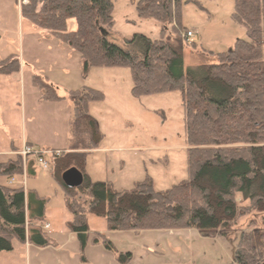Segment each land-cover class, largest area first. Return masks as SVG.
<instances>
[{
    "label": "trees",
    "instance_id": "16d2710c",
    "mask_svg": "<svg viewBox=\"0 0 264 264\" xmlns=\"http://www.w3.org/2000/svg\"><path fill=\"white\" fill-rule=\"evenodd\" d=\"M191 1L196 0H137L135 6L140 17L172 24L177 34L185 29L181 7ZM233 1L232 19L245 28L246 39H237L230 49L216 53V63L185 69L183 44L187 42L168 41L164 26L159 39L135 33L122 45L108 40L105 34L114 24L112 0H23L21 17L79 52L84 71L92 66L127 67L133 96L173 91L181 96L187 179L165 191L154 189L150 180L136 183L130 191H117L110 182L91 180L86 172L88 152L103 139L89 104L101 101L103 93L86 86L68 91L72 148L51 151L50 165L72 215L67 227L82 248L89 232L88 214L104 218L108 230L138 231L224 230L251 211L264 212V0ZM19 67L18 59L0 61L1 74ZM39 85L45 100L65 97L48 83ZM73 170L80 175V184L69 187L64 174ZM23 174L20 155L0 161V179ZM80 195L88 201H79ZM238 196L248 204L240 205ZM44 210L43 198L25 193L22 186L0 182V252L11 251L13 239L48 245L45 232L35 225L42 222ZM104 243L112 248L109 241ZM130 258L129 252L118 256L121 263ZM263 262L264 232H242L233 263Z\"/></svg>",
    "mask_w": 264,
    "mask_h": 264
},
{
    "label": "rangeland",
    "instance_id": "374dc122",
    "mask_svg": "<svg viewBox=\"0 0 264 264\" xmlns=\"http://www.w3.org/2000/svg\"><path fill=\"white\" fill-rule=\"evenodd\" d=\"M3 1L4 4L0 0V19L7 30L0 31L3 45L0 60L11 58L21 62L23 56L25 72L24 76L20 72L18 77L13 75L17 71L0 73V152L9 148L10 141L19 146L24 135L32 136L40 142L36 143V149L42 151L49 167L42 168L31 154L25 160L22 158V177H14L10 183L22 186L25 181L26 193H35L45 200L44 217L35 225L45 232L48 245L13 239V249L0 252V264H235L233 251L240 234L264 232V212L251 211L224 230L138 231L108 230L104 218L88 214V237L84 248L80 246L67 227L72 215L50 165L49 151L65 141V135L72 136L68 91L90 86L103 93L101 101L89 106L103 139L102 149L87 155L86 172L93 181L110 182L117 191H130L136 183L145 180H150L154 189L165 191L187 179L188 146L180 92L135 97L127 67L92 66L84 71L79 52L63 42L62 49L56 41L41 40V31L21 17L23 0ZM112 1L114 24L105 36L116 44L122 45L124 38L135 33L159 39L163 26L168 41H185L184 31L192 30L196 34L194 45L183 44L185 69L216 63V53L227 51L237 39H246L245 28L232 19L233 0H196L183 4L181 24L185 29L177 34L172 24L140 17L135 6L137 0ZM41 81L65 97L45 100ZM7 158L0 153V160ZM77 197L81 202L88 201L84 195ZM237 201L240 205L248 204L241 202L239 196ZM96 234L101 235L98 241ZM104 240L112 248L107 249ZM128 252L130 260L121 263L118 256Z\"/></svg>",
    "mask_w": 264,
    "mask_h": 264
},
{
    "label": "crops",
    "instance_id": "0c3cea01",
    "mask_svg": "<svg viewBox=\"0 0 264 264\" xmlns=\"http://www.w3.org/2000/svg\"><path fill=\"white\" fill-rule=\"evenodd\" d=\"M2 1V4H4V1L3 0H1ZM39 29V28H38ZM3 30H7V29H5L4 27H3V23H2V20L0 19V31H3ZM40 30V29H39ZM41 31V35H40V39L41 40H46V41H51V42H53V41H56L55 43L58 45V46H63V45H61L60 43H62L61 41L59 42V40L55 37V36H53V35H51V34H49V33H47V32H45V31H42V30H40ZM0 42H1V35H0ZM63 44V43H62ZM2 47H3V45L2 44H0V51L2 50ZM62 48V47H61ZM63 49V48H62ZM61 49V50H62ZM1 61V60H0ZM18 62H19V65H20V67H19V71H17L16 72V74L15 73H13V75H15L16 77H18L19 76V74H20V72H21V76L23 75L24 76V72H25V65H24V63H25V61H24V57L22 56V60H21V62H20V60L18 59ZM81 64H82V62H81ZM23 70V71H22ZM1 80V82H2V79H0ZM0 86H1V84H0ZM83 87V86H82ZM86 87H90V86H86ZM92 88V87H91ZM24 90V89H23ZM70 91V90H69ZM58 95H61V97H64V95H62V94H58ZM71 104V108H72V103H70ZM92 104H94L93 102H91L90 104H89V106H91ZM71 111V110H70ZM91 114V113H90ZM71 123V122H70ZM36 143H40L36 138H34V137H28V136H26V135H24V137L22 138V141H21V144L18 146V145H16V144H14V142L13 141H10V143H9V145H8V147L9 148H6L3 152H0V153H2V154H4V155H7L8 156V158L7 159H10V158H13L12 156L14 155H17L16 154V152H18V151H20L25 145L26 146H29V147H31L33 150H35V151H37V149H36V146L35 145H37ZM56 148H52V150L51 151H53V150H57V151H59V150H69V149H71L72 148V146H71V133H70V136L69 137H67L66 135H65V141H61V143L58 145V146H55ZM100 149H102V147H101V145L99 146V147H97V148H95V149H92V150H90L89 152H88V155H90V154H92V153H95L97 150H100ZM39 151V150H38ZM51 151H49V152H51ZM50 154V153H49ZM7 159H5V160H7ZM5 160H0V161H5ZM91 178V177H90ZM16 180V179H15ZM91 180H93V179H91ZM13 181H14V178H13ZM3 183H7L8 185H10V183L12 182V178L10 179V180H8V181H2ZM23 182V181H22ZM12 185V184H11ZM10 185V186H11ZM25 193H26V191H25ZM46 224V223H45ZM49 227H50V225H49ZM30 244V243H29Z\"/></svg>",
    "mask_w": 264,
    "mask_h": 264
},
{
    "label": "built area",
    "instance_id": "2783aa9c",
    "mask_svg": "<svg viewBox=\"0 0 264 264\" xmlns=\"http://www.w3.org/2000/svg\"><path fill=\"white\" fill-rule=\"evenodd\" d=\"M196 34L192 31L187 29L186 31H184L183 33V38L187 43L192 42L195 39ZM17 155H20L24 160L26 159V157L30 156L31 154H33L36 157V160L38 162V164L44 168L47 169L49 167V162L43 158L42 155H40L38 153V151L33 150L31 147L29 146H24L20 151L16 152ZM13 181V178H12ZM25 186V181L22 182V187ZM45 228H48V225H45Z\"/></svg>",
    "mask_w": 264,
    "mask_h": 264
},
{
    "label": "water",
    "instance_id": "95a60500",
    "mask_svg": "<svg viewBox=\"0 0 264 264\" xmlns=\"http://www.w3.org/2000/svg\"><path fill=\"white\" fill-rule=\"evenodd\" d=\"M101 32L105 34L103 29ZM64 181L69 187H76L80 184V175L75 171H69L64 174ZM262 264H264V262Z\"/></svg>",
    "mask_w": 264,
    "mask_h": 264
}]
</instances>
